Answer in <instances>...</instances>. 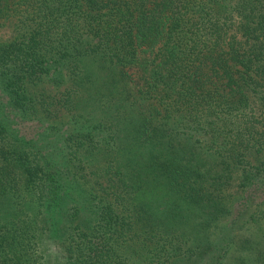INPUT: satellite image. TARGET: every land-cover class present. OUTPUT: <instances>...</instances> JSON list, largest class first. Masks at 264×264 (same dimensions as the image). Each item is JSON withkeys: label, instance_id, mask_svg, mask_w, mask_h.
I'll return each mask as SVG.
<instances>
[{"label": "trees", "instance_id": "1", "mask_svg": "<svg viewBox=\"0 0 264 264\" xmlns=\"http://www.w3.org/2000/svg\"><path fill=\"white\" fill-rule=\"evenodd\" d=\"M7 26L0 264H264V0H0Z\"/></svg>", "mask_w": 264, "mask_h": 264}, {"label": "rangeland", "instance_id": "2", "mask_svg": "<svg viewBox=\"0 0 264 264\" xmlns=\"http://www.w3.org/2000/svg\"><path fill=\"white\" fill-rule=\"evenodd\" d=\"M14 36H15V33L10 26L2 28L0 30V44L10 41Z\"/></svg>", "mask_w": 264, "mask_h": 264}]
</instances>
